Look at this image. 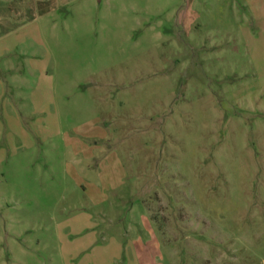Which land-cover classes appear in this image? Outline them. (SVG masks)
<instances>
[{"label":"rangeland","instance_id":"1","mask_svg":"<svg viewBox=\"0 0 264 264\" xmlns=\"http://www.w3.org/2000/svg\"><path fill=\"white\" fill-rule=\"evenodd\" d=\"M0 264H264V0H0Z\"/></svg>","mask_w":264,"mask_h":264}]
</instances>
